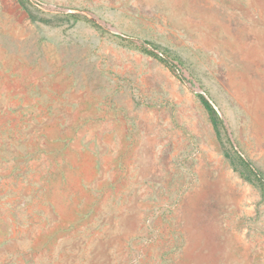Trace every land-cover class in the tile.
Wrapping results in <instances>:
<instances>
[{
	"label": "rangeland",
	"instance_id": "374dc122",
	"mask_svg": "<svg viewBox=\"0 0 264 264\" xmlns=\"http://www.w3.org/2000/svg\"><path fill=\"white\" fill-rule=\"evenodd\" d=\"M234 152L264 177V0H0V264H264Z\"/></svg>",
	"mask_w": 264,
	"mask_h": 264
},
{
	"label": "trees",
	"instance_id": "16d2710c",
	"mask_svg": "<svg viewBox=\"0 0 264 264\" xmlns=\"http://www.w3.org/2000/svg\"><path fill=\"white\" fill-rule=\"evenodd\" d=\"M138 48L141 53L148 55L150 57H153L154 59L158 60L160 63L164 64L171 72L175 73V71L177 70L176 66L172 63L171 60H169L166 56H163V55L160 56L156 53L158 48L155 45L143 41V46L138 47ZM198 98L200 99L202 105L208 112L214 129L216 130L217 133H219V126L223 128L224 126L222 124V121L218 117L217 112L215 111L213 105L209 102V100H207L202 95H198ZM234 155L237 160V163L242 168V171H240V175L246 181L254 183L259 188L262 196L264 197V177L263 175L246 158L241 157L236 152H234Z\"/></svg>",
	"mask_w": 264,
	"mask_h": 264
},
{
	"label": "crops",
	"instance_id": "0c3cea01",
	"mask_svg": "<svg viewBox=\"0 0 264 264\" xmlns=\"http://www.w3.org/2000/svg\"><path fill=\"white\" fill-rule=\"evenodd\" d=\"M197 22H204L205 24H206V22H208V23H213V24H223L224 22H225V20L224 19H222V18H220V19H218V20H215L214 21V19H212V20H208V21H201V20H198Z\"/></svg>",
	"mask_w": 264,
	"mask_h": 264
}]
</instances>
